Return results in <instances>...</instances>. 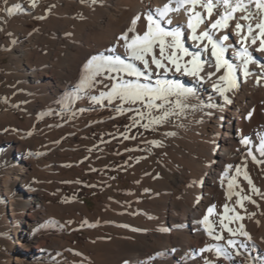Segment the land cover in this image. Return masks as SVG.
<instances>
[{
  "label": "bare ground",
  "instance_id": "6f19581e",
  "mask_svg": "<svg viewBox=\"0 0 264 264\" xmlns=\"http://www.w3.org/2000/svg\"><path fill=\"white\" fill-rule=\"evenodd\" d=\"M165 3L167 0H103L102 4L90 5L81 0H38L33 8L29 0H9L8 7L21 5V10H14L9 16L3 11L6 5L1 0L0 158L10 163L0 174V199L7 206L3 225L8 242L4 252L7 258L1 264H105L119 258H122L119 264H204L201 255L215 264H253V257L264 258V197L248 192L243 169L237 182L259 206L248 201L244 202L243 209L237 206V212L244 219L229 225L235 230L243 224L251 235V240L235 237L247 245L240 250L242 255L229 261L222 257L217 260L214 252L200 254L199 249L206 244H223V241L210 240L203 226L197 223L212 204H216L217 213L223 211L227 177L225 186L221 187L220 176L226 164L246 162L251 179L264 192V165L254 164L247 157V149L239 143L241 136H248L257 144L259 135H264V86L256 84V75L261 71L256 65H249L253 73L249 77H244L242 69L237 70L240 86L228 93L232 104H226L212 86L222 72L209 80L157 69L152 75L153 83L157 79L173 80L192 88L196 96L190 104L197 107L185 108L180 115H172L160 125L150 124L147 129L136 127L126 112L110 120L93 119V127L86 130L87 133L104 132L110 138L112 155L98 171L122 172L124 181H131L127 195L112 198L111 195L120 194L123 183L103 178L98 186L108 183L114 190L97 203L94 211L80 203L49 205L36 197L32 181L36 160L32 149L37 142L25 139L29 133L40 130L38 137L81 134L87 121L86 110L111 105L106 99L98 104L91 97L109 91V86L116 83L109 76L120 74H105L93 88L78 93L82 65L94 55L125 58L123 41L119 40L121 33L131 25L135 15L141 14L137 31L142 34L146 26L143 14ZM170 15L173 23L168 27L183 26L185 47L196 51L183 10L178 15ZM41 16L45 18L38 19ZM226 31L230 34L226 43H231L232 49H239L238 37L231 34V29ZM232 49L226 57L239 64ZM253 55L264 63V54L253 51ZM7 57L9 62L5 61ZM204 58L209 57L205 54ZM138 66L142 67L139 63ZM205 71H214V62L206 65ZM208 104L217 107H200ZM60 111L66 112L68 122L61 124L54 120ZM249 111L252 117L246 119ZM74 116L79 119V126L70 123ZM151 141H160L161 145H153ZM71 143L77 145L79 141ZM118 145L119 150L113 151ZM68 147L47 149L49 155L57 153L61 158V150ZM143 166H146L144 171ZM61 169L58 166L45 173L49 175ZM92 169L87 175L98 177V171ZM234 174L230 170L229 176ZM57 187L61 189L58 181L43 185L46 191ZM63 195L59 192L56 197ZM19 196L30 204L28 212L16 209ZM235 199L228 202L230 206ZM60 224L66 229L56 231ZM45 230L55 233L43 234ZM71 231H83L82 242L65 238L64 233ZM109 253L115 256L108 257Z\"/></svg>",
  "mask_w": 264,
  "mask_h": 264
},
{
  "label": "snow or ice",
  "instance_id": "6c2138e0",
  "mask_svg": "<svg viewBox=\"0 0 264 264\" xmlns=\"http://www.w3.org/2000/svg\"><path fill=\"white\" fill-rule=\"evenodd\" d=\"M29 3L31 7L35 8L38 0H29ZM81 3L96 5L97 3L102 4L103 0H81ZM4 4L6 7L3 11L9 16L13 14L14 10H21L20 4L8 7L9 0H4ZM182 10L187 17L186 28L190 39L195 42L196 51H190L185 47L183 26L168 27L173 23L170 14L178 15ZM44 18L43 16L38 17V19ZM81 18L83 17L81 16ZM141 18V14L135 15L131 20V25L119 37V40L123 41L125 58L122 59L119 55H94L82 65L77 84L78 93L93 88L105 74H120L109 76L110 80H116V83L109 86V91L101 92L99 97L92 96L91 98L98 104L104 99L108 103H112L113 100L129 105L141 103L149 110L147 113H139L141 116L147 115L150 118V123L143 125L147 129L150 124H163L170 116L180 115L185 108L197 107V105L190 104L191 98L196 96L192 88H186L179 81L173 80L157 79L153 83L152 75L157 69L162 72L174 70L196 79L207 77L209 80L216 73L222 72L212 86L223 97L226 104L233 103L228 93L235 92L240 86L237 78L238 69H242L244 77H249L253 75L249 70V65H256L261 70L260 74L256 75V84L264 86V63H261L253 55V51L264 54V0H167L163 7L149 9L143 14L146 26L142 34L137 31V22ZM229 29H231L232 35L238 37L239 49H232V44L226 43L230 40V34L226 31ZM129 33L133 35L129 36ZM67 35L70 36L71 33ZM229 49L233 50L236 59L240 61L239 64L226 57ZM205 54L208 55V59L204 58ZM137 62L142 67L138 66ZM213 62L214 71L206 72V65L211 66ZM171 97L175 99H170ZM166 104L172 107L164 108ZM200 107L213 108L217 106L208 104L200 105ZM153 109L157 111L163 109V111L158 116H152L151 110ZM177 109L179 111H176ZM117 111L122 112L123 109L118 107ZM252 114V111H249L246 119H250ZM166 135L174 136L175 133H166ZM149 143L156 146L161 145L160 141ZM239 143L247 149V157H250L254 164L258 167L264 165V135H259L257 144H253L248 136H241ZM256 153L259 154V158ZM242 169L243 179L249 186L248 192L264 197V192H261L251 179L246 162L237 165L226 164L220 176L221 187L225 186L227 177L226 202L221 205L223 211L217 213L215 211L216 204H212L207 208L202 219L197 221L203 226V230L210 240L223 241V244H206L205 247L199 249L200 254L214 252L217 260L222 257L231 261L234 256L242 255L241 249L247 248L243 241H237L235 237L243 236L251 240V235L244 230L243 224H240L239 228L235 230L229 227L231 223L244 219L237 212V206L243 209L245 201L259 206L252 195L247 194L237 182V177L241 175ZM230 170H234L235 174L229 176ZM233 197L236 199L230 206L228 202L233 201ZM199 200L200 197L196 202L199 203ZM123 227L129 226L123 225ZM132 230L140 231L139 229ZM225 232H227V236L224 235ZM201 258L204 260V264H215V261L209 260L206 256L201 255ZM252 260L253 264H256L257 261L259 264H264L262 257H253Z\"/></svg>",
  "mask_w": 264,
  "mask_h": 264
},
{
  "label": "rangeland",
  "instance_id": "374dc122",
  "mask_svg": "<svg viewBox=\"0 0 264 264\" xmlns=\"http://www.w3.org/2000/svg\"><path fill=\"white\" fill-rule=\"evenodd\" d=\"M1 4V0H0ZM39 24L41 22L39 21ZM5 61L9 62V58H5ZM174 100V99H173ZM120 102V101H116ZM116 102H112L111 105H105L99 109L86 110V118L85 126L82 128L83 130L79 133L81 134H61L60 136L45 135L43 137H38L37 135L41 133V130L37 133L29 134L26 141H36L37 146L33 147L32 152L35 158V165L32 181L34 186L36 187V197L42 200H46L49 205H57V206H66L71 204H84L90 211H94L98 202L108 198L109 194H111V190H114V186L108 183H103L98 186L100 180L103 178H114L116 180L121 181L123 184L121 186L122 191L117 196L111 195L112 198H121L127 195V190H129L131 186V181H124V175L122 172L117 170H102L98 171L102 166L107 164V158H109L112 154V149L109 147L108 143L110 138L104 132H89L88 129L93 127L96 118L103 117L106 119L118 118L124 115V113L128 112L132 117L130 118V122L137 121L136 127H143L144 124L150 123V118L147 115L141 116L139 113H147L149 110L146 109L141 103L136 104H126L120 102L121 105L116 104ZM159 103V101H158ZM123 109L122 112L117 111V108ZM171 105H164V108H171ZM131 109V110H129ZM163 109L157 111L155 109L151 110L152 116H158L162 113ZM22 120H25L23 116H20ZM171 116L167 119L170 120ZM56 122L64 124L68 122V116L65 111H60V114L54 119ZM77 116H74V119L71 120V124H78ZM93 120V121H92ZM99 122V121H98ZM45 125V123H42ZM160 125V124H156ZM135 129V127L133 128ZM87 130V131H86ZM79 141L76 145L72 144L71 141ZM81 140V141H80ZM69 146L68 148H63L61 150V158L57 153L49 155V147H60V146ZM73 146V147H71ZM76 148V149H75ZM119 145L114 150H119ZM31 152V153H32ZM61 159V160H59ZM42 160V162L40 161ZM114 162V161H113ZM10 163L6 159L0 158V174L5 171L9 167ZM60 166L61 171L55 170V172H50L48 175L45 173L47 169H54ZM93 168V169H92ZM92 170L98 171V177H89L87 173ZM146 166H143L142 170L144 171ZM45 174V175H43ZM55 177V178H54ZM54 181H58L59 185H61V189L59 187L53 188L50 191H46L43 188V185L46 183H51ZM59 192H63V196L56 197V194ZM179 192H177V195ZM19 195V194H18ZM16 209L19 212H28L30 209V204L26 203L23 197L19 196L17 201ZM7 211V206L2 205V200L0 199V264L5 260V249L7 248V229L4 224V213ZM48 217L47 215H45ZM44 216V217H45ZM66 226L64 224H60L56 231L65 230ZM54 234L55 232H49L45 230L43 234ZM85 233L83 231H71L65 232L64 236L68 240L76 238L77 240L82 242V236ZM93 254V252H89V254ZM107 253V252H105ZM112 255V253L108 255V257ZM113 254L110 257H114ZM122 258L112 261V264H119ZM110 262H106L105 264H111Z\"/></svg>",
  "mask_w": 264,
  "mask_h": 264
}]
</instances>
